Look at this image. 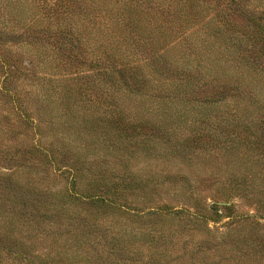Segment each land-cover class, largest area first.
<instances>
[{
	"label": "trees",
	"instance_id": "obj_1",
	"mask_svg": "<svg viewBox=\"0 0 264 264\" xmlns=\"http://www.w3.org/2000/svg\"><path fill=\"white\" fill-rule=\"evenodd\" d=\"M168 1L170 0H157L158 5L150 8H154L153 11H156L154 13L160 16L161 14L168 16L170 13L182 23H187L191 16L198 17L201 13L192 0H173V3L171 0L166 6ZM45 3H48L51 11L47 18L51 17L60 22H50L40 33L47 41L53 37L49 36L50 34L56 33L50 44L60 52L65 71L60 69L58 72L62 71L59 73L62 79L52 82L57 87L53 89L43 87L35 94L42 102L40 105L46 108H43V111L41 109L36 111L38 113L36 118L28 114L23 117L25 123H31L37 129L34 132H39L40 137L44 133L49 134L48 137H44L49 139L47 141L49 143L44 146L37 144L33 150H27L25 158L34 159L45 167L58 163L68 164L64 173L70 175L72 189L63 195L50 192L48 196L38 186L30 185L23 189L18 173L16 181L13 176L0 179V252L6 256L0 260V264H264V241L254 236L241 242L245 244L244 246H248L250 240L253 242L252 255L243 253L244 246L231 248L227 243L217 244L214 252L223 257L220 258L221 262H213L214 259L210 261L206 259L208 248L201 251L202 245L197 242L196 244L194 241L189 244L183 242L184 245L180 246L176 227L172 226L173 230L168 225L158 227L161 221L157 217L169 218L171 221L180 219L206 223L201 215L161 207L141 210L135 206L132 209L133 206L121 201L118 204L113 196L119 190L116 183L119 180L122 194L132 192L133 195L138 194L145 201L152 202L157 181L153 180L156 184H152L153 181L149 180L151 176L144 178L141 174L144 172L143 169L137 168L136 174L125 164L122 166L124 169L120 170L121 176L111 172L110 177H107L108 170L104 168L99 172L98 178L100 181L113 180L115 190L105 191L103 195L99 193L92 195L89 191L80 194L76 189V184L90 162L87 151L89 152L92 147L112 154L111 158L121 156L133 160H138L139 156L150 158L144 150L171 154L172 151L178 153L180 146L185 145L184 148H187L191 144L197 150L208 152L210 137L203 134L202 130L187 131L185 127L186 122L190 123L186 117L188 111L195 113L207 107L216 108V111H220L221 107L231 109L232 116L239 119V123L236 122L235 125V132L242 133L247 140L250 154L256 153L264 159V11L260 15L247 17V24L242 29L232 31L239 33L244 38L243 41L238 38L232 42L218 31L213 40L203 39L198 42L194 39L191 41L193 52L181 53L182 48L180 50L177 49L178 46L173 45L155 50V47L161 46L160 44L164 42L163 38L159 36L158 31L155 34L150 32L151 22L146 21L144 15L141 14L138 20L135 18L138 11L145 13L147 9L138 5L137 0H46ZM92 9L101 12L104 18L107 16L108 23L104 27H97V24L87 25L91 20L86 12ZM234 11L237 12V8ZM111 18L117 20L113 25ZM118 19L120 24H124L126 20H130L131 23L137 22L138 25L136 23L134 25L138 31L150 32L148 36L152 37L151 47H147L152 53L149 58H153L150 65H146L145 57L143 60L136 57L139 51L142 53L141 56H145V50L140 49L139 43L149 45L145 39L137 40L134 45L121 27L120 32L113 34L112 28L117 26ZM228 23L229 21H226V24ZM231 25L235 26L233 23ZM91 28L95 31H91ZM245 41L251 48L241 53L237 45ZM202 46L204 47L201 51ZM38 60L36 66L47 75L54 73L52 71L54 68H58L57 58L54 56L50 59L38 57ZM14 62L12 59L0 57V65L6 72L9 68H14V73L21 71L20 65L13 64ZM87 66L97 67L101 78L111 74L118 77L113 78L117 96L116 93L111 95L107 91L101 96L96 94L98 98L104 97L106 100L113 96L120 100V94L126 92V96L129 97H144L143 100L146 101L143 102L144 108L139 104L142 102L136 104L133 103V99H129L130 101H122L123 105L120 108L106 102L108 103L106 110H100L99 106L91 102L90 94L87 93L88 91L97 93L99 87L95 90V86L82 83L77 87L78 90L73 88L74 81L79 79L89 81L88 76H80L86 72L80 70ZM24 68L30 71V68ZM72 69L76 71L80 69L78 73L75 71L79 75L75 76V73L73 75L69 72ZM171 73L175 75L173 78L168 77ZM181 76H184L182 80L187 82L186 87L189 90L195 87H198V90L194 93L192 90L181 92L180 86L183 82L177 81ZM44 81L51 80H43L42 83ZM61 87L62 91H56L58 90L56 88ZM228 94L233 107L230 103L215 105L222 99L220 97L225 98L224 96ZM12 98L15 101L16 96ZM146 103L156 107L148 110ZM100 115L111 118L110 124L109 122L108 125L103 124ZM148 115H152L153 119L148 118ZM46 119L47 127L44 125ZM98 120H101L100 124L96 123L98 127H95L93 123ZM43 129L50 130L42 132ZM147 129L151 130L150 134L147 133ZM217 134L220 133L213 134L214 143L219 141ZM147 135L154 138L148 146ZM94 137L100 141L93 143ZM237 139L236 137L229 143L235 145ZM130 142L134 143L127 146L126 144ZM211 147L214 151L209 153L213 152L217 158L220 152H223L225 157L228 155L236 159L229 162L227 171L231 173V178L238 185V189L243 193L252 194L258 209L264 210V166L259 163V158L253 160L244 151L241 153L239 147L223 145L219 149L213 143ZM130 151L133 155L129 153ZM0 154L3 155V152ZM241 155H244V160L248 162L246 167L239 166ZM17 157V154L12 156L15 159ZM96 161H103L101 163L106 164L108 160L96 158ZM170 161L175 162V158L171 157ZM185 176H177L180 177L182 188L188 186L187 190L193 191V185L187 184ZM77 204L85 208V216L82 217L76 212L70 213V206L77 207ZM106 208L119 210L124 215L135 218L136 221L132 224L136 225L132 227L125 225L120 228V232L113 229L102 231L99 228L102 227L103 217L91 214V211H104ZM145 219L154 225L149 227V223L145 224ZM252 219L247 217L245 221H250L252 225L255 223L254 225L259 227L260 224L252 223ZM129 228H132V232H126ZM212 246L209 247L210 251L213 250ZM201 252L206 256L200 257L198 253ZM224 255H227V259ZM228 259L231 262L225 263ZM5 260L11 263H5Z\"/></svg>",
	"mask_w": 264,
	"mask_h": 264
},
{
	"label": "rangeland",
	"instance_id": "obj_2",
	"mask_svg": "<svg viewBox=\"0 0 264 264\" xmlns=\"http://www.w3.org/2000/svg\"><path fill=\"white\" fill-rule=\"evenodd\" d=\"M45 1L46 0H0V57L7 60H14L15 62L13 64L20 65L21 69V71L14 73V68H9L6 72L5 68L0 65V152H3V155L0 154V179L13 176L12 178L16 181L18 175H20L21 179L19 182L22 183L23 189L30 185L38 186L49 196L50 192L63 195L69 189H72V184L70 183L71 177L68 173H64L66 172V165L68 164L58 163L54 166L45 167L34 159L27 160V158H25L26 151L29 149V151L33 150L37 144L40 146L48 144L49 142L47 141L49 139L44 137H48L49 134L44 133V135H41L40 137L39 132H34L35 130L37 131V129H35L31 123L28 124L23 121V117L27 116L25 114L36 118V114H38L36 111L40 109L43 111V108H46V106L42 107V105H40L42 102L39 101L35 94H37L38 89H42L43 87L48 86L47 89H49V87L50 89H53L55 86L57 87V85L52 82L54 80L62 79L59 74L62 73V71L58 72L60 69L65 71V67H63L62 60L60 59V52L50 44L53 42L56 33L50 34L49 36L53 37L48 41L46 40V37L40 33L41 30H45V26L50 22H60V20H55L51 17L47 18L48 14H51V11L48 3H45ZM137 2L138 5L146 7L148 10L146 9L145 13L138 11L135 18L138 20L141 14L144 15L143 18L146 21L151 22L150 32L155 34V32L158 31L159 36L163 38L164 42L160 44L161 46L155 47V50H157V48H163L164 46L169 48V46L173 45L178 46L177 49L181 50L182 48L181 53H184L185 51L193 52L191 49V41L194 39L198 42L203 39L213 40V36L218 31L232 42L236 41L238 38L243 41L244 38L239 33H233L232 31L235 29H237V31L242 29V27L247 24V17L260 15V13L264 11V0H192V2L197 4L201 13L198 17L191 16V20L187 21V23H182L177 17L174 16L173 18L170 13L168 16L166 14H161V16L160 14H155L154 12L156 11H153L154 8L152 9L150 7L158 5L157 0H137ZM173 2L174 1L172 0V3ZM168 3H171V0L166 3V6ZM235 8H237V12L234 11ZM255 11L256 13H254ZM86 15H89L91 20L87 25L91 26L97 24V27H104L105 24L108 23L107 16L104 18L103 14L97 10L92 9L91 11L86 12ZM118 20L119 23L117 26L112 28V31H114L113 34L118 31L120 32L121 27L124 29L125 35L130 37V42L132 44L135 45V42H138L137 40L145 39L150 45L152 41V37L148 36L150 32L144 33L138 31L134 25L135 23L138 25L137 22L131 23L130 20H126L124 21V24H120V19ZM110 21L111 25H113L117 20L111 18ZM226 21H229V23L226 24ZM232 23L235 26H232ZM30 27H32V29H29ZM225 29L229 30V32ZM90 30L93 32L95 31L93 28ZM33 32L36 34H31ZM28 33L31 35H28ZM139 43L141 46L140 49L142 51L145 50V56H141V51L138 52V50H136L138 52L136 57L142 60L145 57L147 64H143L148 66L153 62V58H149L152 53L147 48L151 47V45L149 46L144 45L141 42ZM142 46H144V48ZM134 47L137 48L136 46ZM203 47L204 46H202L201 51L203 50ZM237 47L241 49V53H245V51L251 48L246 45V41L237 45ZM133 51L135 50L133 49ZM51 56L57 58L58 68L52 70L54 71V73H51L52 75H47V73L38 68L36 64L39 62L38 57L50 59ZM24 67L28 69L30 68V71ZM79 70L76 71L75 69H72L69 70V72L74 75L75 71L78 73ZM80 71H86L80 76H88L87 80L89 81H86L85 79L74 81L73 88L78 90L77 87L82 83H87L88 85H91V87L95 86V90L96 87H99L97 93L96 91H88L87 93L88 95L90 94L89 99L92 100L91 102L96 104L97 107L99 106L100 110H106L108 103L120 108V106L123 105L122 101H130L129 99H133V103L136 104L142 102L139 104L144 108L145 104L143 102H146L143 100L144 97H129L126 96V92L120 94V100L118 97L113 98V96L111 99L106 100L103 99L104 97H97L96 94L101 96L107 91L111 95H115L117 91L115 89L114 79H118L116 74L101 78V74L98 72L97 67L90 68L88 66ZM76 73L75 76H78L79 74ZM174 76V73L168 75L169 78H173ZM6 77L7 79L5 80ZM183 77L184 76H181V78L177 80L178 82L180 80L183 82V85L180 86L182 89L181 92L192 90H189L188 87H186L187 82L182 80ZM43 80L51 81H44L42 83ZM216 86L218 88L219 84ZM56 89H58L56 90L58 92L62 91V87ZM197 90L198 87H195L192 92L194 93V91ZM11 95L13 97L16 96L15 101H13ZM33 96L34 98H32ZM224 97L225 98L220 97L222 99H219V103L215 105L230 103V106L233 107L232 102H230V95L228 94ZM193 104L197 103L194 102ZM146 105V109L148 108V110H151L152 107H156L151 104L149 105L148 103H146ZM220 109V111H216V108L212 109L207 107V109L195 111V113H189L187 110L186 117H188L190 123L188 124L186 122L185 127H187V131L198 130L199 132V130H202L203 134L210 137L209 143L211 144L209 145L210 148H208V152L197 150V148L195 149V146L191 144V146L189 145L187 148H184L185 145L180 146L178 153L172 151L171 154L168 152L161 154L159 151L144 150V153L150 156V158L139 156L140 158L138 160H133V158H123L121 156L111 158L113 157L112 154H108L105 151H99L98 148L92 147L89 152L87 151L90 155V162L87 165L85 172L82 173L81 178L78 181L79 184H76L77 191L80 194L89 191L92 195L98 193L103 195V192L108 190L114 191V181L111 179L100 181L98 178V176H100L99 172L105 168L108 170L107 177H110L111 172L121 176V171L124 169L122 166L126 164L129 165L130 169L136 174L137 168L143 169L144 172L141 174L144 178H148L149 176L155 178H149L150 181H157V184L156 181L152 182V184H156V187L153 190L155 196L153 197L152 202H150L149 200L145 201L138 194L133 195L132 192L122 194L120 192L122 185H120V180L118 179L119 181L116 183L119 190L117 191V194L113 196L114 199H117L118 204H120L121 201V203L133 206L131 207L132 209L136 206L141 210L145 208L149 209L150 207L183 210L189 213H194L195 215H201L200 217L204 218L203 220L206 221V223H193L187 220L181 221L180 219H177L176 221H171L169 218L157 217L160 218L161 221V224H158V227L168 225L171 230H173V228H171L172 226L176 227L180 246L184 245L183 242H187L188 244L191 243V241H194L195 244L197 242L199 245H202L201 251H204L206 247L208 248L206 252L208 258L206 257V259L209 261L214 259L215 261L213 262H221L220 258H222L223 255L220 256L219 253L214 252L216 249L215 245L217 244L227 243L228 247L231 248H243L245 244H242L241 242L247 239L249 240L252 236L264 241V210L258 209L255 201L252 199V194H248L247 192L243 193V191L238 189V185H236L231 178V173L227 171V165L229 162L232 160L235 161L236 159H233L232 156L228 155L225 157V154H222L223 152H220L221 154L217 158L213 152H209L214 151L211 147L213 143V145L217 146L219 149L223 145L227 147H239L241 153L244 151V153H247V156L252 157L253 160L259 158L258 161L263 166L264 159L261 156H257L256 153L250 154L248 145L246 144L247 140L242 133L235 132V125L237 124L236 122L239 123V119L232 116L230 113L231 109L227 107H221ZM151 116L152 115H148V118L153 119ZM99 117L104 121L103 124L105 125H108V122L111 119L105 115H100ZM48 119L44 122L45 127L48 126ZM101 120L94 122L93 125L98 127L96 123L100 124ZM173 121L177 122L175 119H173ZM195 121L201 123L198 124ZM178 125H180L179 122ZM199 127H201V129H198ZM49 130L50 129H43L42 132ZM147 130V133L150 134L151 130ZM215 132L220 133L219 135L217 134L219 140L218 143L212 142L214 138L213 134ZM154 133L155 131L153 130L152 134ZM203 134L201 133V135ZM236 137L238 139L237 143L235 142V145L229 143L230 140L235 139ZM146 138L149 140L146 142V145H151V139L154 138H150V135H147ZM99 141V138L94 137L93 143ZM133 143L134 142H130L126 145L129 146ZM129 153H131V151ZM174 153L176 157L174 156ZM15 154L18 155L16 159L12 158ZM120 154H124V152H120ZM131 155H133V153H131ZM108 157L111 159H104ZM171 157L175 158V162L170 161ZM96 158L108 161L104 164L101 163L103 161H96ZM240 159L241 164H239V166L246 167L248 162L244 160L245 156L241 155ZM89 168L92 170H88ZM220 169L222 172L221 176L219 175ZM14 173L15 175H13ZM214 173H217V175H214ZM179 175L183 177L186 175V182L187 184L193 185V191L187 190L188 186H186L187 188H182V184L179 182L180 177L177 178ZM246 194L247 196H244ZM110 195L112 194L110 193ZM81 206L82 205L79 204H77V207L70 206V213L76 212L80 213L82 217L85 216V208H81ZM106 209L107 210L98 212L91 211V214L94 213L103 217L101 218L103 219L101 220L102 227L99 228L102 231H111V229H113L115 232H120V228L125 225L131 227L132 225H136L132 224L135 223V218L128 217L119 210ZM247 217L253 218L251 222H257L260 226L256 227V225H254L255 223L252 225L250 224V221H245ZM144 222L145 224L149 223V227L154 225L151 221H148V219H145ZM140 224L141 223H139V225ZM209 231L211 233H209ZM126 232H132V228H129ZM252 245L253 242L251 240L248 241V246H244L243 253H249L252 255L254 253ZM211 246L213 247V250L210 251L209 247L211 248ZM1 254L4 255V257H2ZM198 255L200 257L206 256L204 252L198 253ZM224 256L227 259V255ZM0 257L1 260L6 256L4 253L0 252ZM229 262L231 261L228 259L225 263ZM5 263L11 262L5 260Z\"/></svg>",
	"mask_w": 264,
	"mask_h": 264
}]
</instances>
